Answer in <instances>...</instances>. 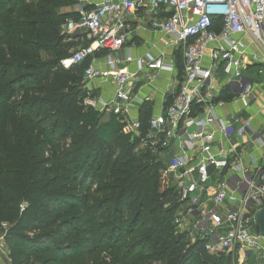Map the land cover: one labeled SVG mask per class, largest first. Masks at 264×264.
<instances>
[{"label": "trees", "instance_id": "1", "mask_svg": "<svg viewBox=\"0 0 264 264\" xmlns=\"http://www.w3.org/2000/svg\"><path fill=\"white\" fill-rule=\"evenodd\" d=\"M77 3L0 0V231L12 264H232L178 231L184 204L162 187L152 106L126 133L88 102L92 57L62 66L90 43L63 30ZM233 97L225 88L217 100Z\"/></svg>", "mask_w": 264, "mask_h": 264}, {"label": "built area", "instance_id": "2", "mask_svg": "<svg viewBox=\"0 0 264 264\" xmlns=\"http://www.w3.org/2000/svg\"><path fill=\"white\" fill-rule=\"evenodd\" d=\"M75 10L78 17L69 18L63 30L85 32L90 43L61 64L68 69L91 56L86 79L113 78L115 96L102 110L120 115L126 133L138 134L140 122L129 114L136 75L121 65L135 61L139 69L154 73L175 69L164 53L135 58L125 51L133 33L127 17L141 11L142 23L162 35L166 47L181 52L183 83L172 92L170 104L150 118L148 133L151 144L160 145L159 157L168 139L175 140L176 152L162 167L161 182L168 179L184 204L177 229L192 243L204 240L210 253L238 254L244 260L253 255L264 264V238L254 231L255 213L264 206V124L255 126L243 116L259 102L258 91L264 92V0H78ZM101 50L107 51L105 70L97 67ZM251 68L259 81L246 77ZM219 80L234 95L230 102L217 100L220 91L214 84ZM228 104L239 109L220 115L217 109ZM217 132L230 143L226 157L213 151ZM234 135L262 157L252 154L245 163L238 144H231ZM5 235L0 232V264L11 262Z\"/></svg>", "mask_w": 264, "mask_h": 264}, {"label": "crops", "instance_id": "3", "mask_svg": "<svg viewBox=\"0 0 264 264\" xmlns=\"http://www.w3.org/2000/svg\"><path fill=\"white\" fill-rule=\"evenodd\" d=\"M98 1L100 0H90L91 3H96ZM71 9L72 8H69L68 10ZM73 9L75 10V7ZM142 15V12L137 10L135 11V14L127 17V26L133 29V33L130 35L129 40L127 41L125 51L129 49L132 56L135 58L143 57L146 55V53H152L153 55L164 53L166 59L174 63L175 69L171 72L162 71L154 73L147 68L139 69L135 61L130 62L128 65H121L122 68L125 67L136 75L134 78V88L132 93L133 96L129 108V114L132 119L138 121L140 120L144 105L152 106L151 117L160 114L170 104L172 100V92L178 90L184 80L182 70L178 67L180 61L182 65L181 52L172 48L171 46L166 47L164 45L165 40H163L165 38H162V35L149 30L142 23ZM97 67L101 70H105L107 68L104 56L98 57ZM245 75L251 80L254 79L259 81V77L256 76L254 68L246 71ZM87 85L90 89L97 91L96 96L89 99L88 102L98 107L100 110H102L104 103L111 101L115 96L116 85L112 77H95L92 80H89ZM214 86L215 90L217 92L220 91V93L225 89V86L220 80L217 81ZM258 95L259 102L254 103L243 114V116L250 117L255 126L264 124V111L261 109V106L264 105L263 90H259ZM236 105V108H232L230 104H228L225 108L219 107L217 111L220 115L224 116L227 113H233L237 111L239 106L238 104ZM216 138L217 142L214 144L213 151L218 153L221 157L228 156L227 150L230 147V143H228V140L220 132H217ZM239 141L235 135L232 136L231 144H238V152L241 153L245 163L250 161V156L252 154L258 158L262 157L263 153L260 150L257 151L255 147L252 148L248 144L241 145L239 144ZM174 143L175 140L173 138H169L168 145L162 148L163 153L160 159L165 163L164 166L166 165V162H168L172 157L174 152H176ZM220 144L225 150L221 153ZM211 172L212 179L214 180L216 178V172L213 168H211ZM239 260L245 261L247 264H258L254 260L253 255H250L247 260H244L243 257H240ZM259 264L263 263L260 262Z\"/></svg>", "mask_w": 264, "mask_h": 264}, {"label": "rangeland", "instance_id": "4", "mask_svg": "<svg viewBox=\"0 0 264 264\" xmlns=\"http://www.w3.org/2000/svg\"><path fill=\"white\" fill-rule=\"evenodd\" d=\"M72 34H77V33H72ZM81 35H83V40H87V34L85 33V32H83V33H81ZM262 79H264V76H263V78ZM230 106L232 107V108H236L237 107V105L236 104H230ZM139 148H144V146L143 145H140L139 146ZM165 164V163H164ZM162 167H164V166H162ZM164 180H162V187H164V186H169L170 185V181L168 180V179H165V178H163ZM170 187V186H169ZM1 232V231H0ZM223 256H225V255H228L227 253H223L222 254ZM9 256H10V252H9ZM231 257V256H230ZM11 258V257H10ZM239 258H240V256L238 255V254H236L235 256L233 255L232 257H231V259H232V264H247V262H245V261H241V260H239ZM9 264H12V261L9 263Z\"/></svg>", "mask_w": 264, "mask_h": 264}, {"label": "water", "instance_id": "5", "mask_svg": "<svg viewBox=\"0 0 264 264\" xmlns=\"http://www.w3.org/2000/svg\"><path fill=\"white\" fill-rule=\"evenodd\" d=\"M256 225L254 231L264 238V206L259 208L255 213Z\"/></svg>", "mask_w": 264, "mask_h": 264}]
</instances>
